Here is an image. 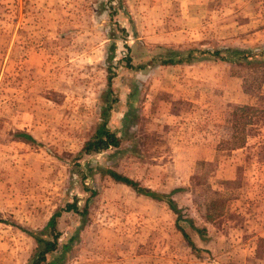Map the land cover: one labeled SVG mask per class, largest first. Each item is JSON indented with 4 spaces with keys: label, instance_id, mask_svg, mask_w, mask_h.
<instances>
[{
    "label": "rangeland",
    "instance_id": "1",
    "mask_svg": "<svg viewBox=\"0 0 264 264\" xmlns=\"http://www.w3.org/2000/svg\"><path fill=\"white\" fill-rule=\"evenodd\" d=\"M165 48L258 55L264 0H0V264L73 201L46 262L66 244L59 264H264V57L169 66ZM112 99L118 147L77 157Z\"/></svg>",
    "mask_w": 264,
    "mask_h": 264
},
{
    "label": "trees",
    "instance_id": "2",
    "mask_svg": "<svg viewBox=\"0 0 264 264\" xmlns=\"http://www.w3.org/2000/svg\"><path fill=\"white\" fill-rule=\"evenodd\" d=\"M261 55L264 57V50L259 51ZM260 53L258 55L256 53L251 52L250 50H241V49H215V50H199V49H188V50H178L172 48L162 49L158 53L157 60L161 65H169L173 66L180 63H194L203 60H212L219 61L225 63H244L246 65H251L257 60L255 57L261 56ZM124 62L127 68H132L129 64V58L125 56ZM243 61V62H241ZM264 63V61H262ZM110 80H107V85L109 86ZM109 101H104L103 106L100 108V113L98 117V122L94 128V131L91 137L83 143L81 149L76 154V156H88L93 154H98L100 152L106 151L109 148L118 147L121 138H118L116 134L111 131L108 126V118L110 116V108L111 104L114 102V99ZM246 107H234L231 110V116L235 117L237 111H242ZM237 131V135L242 133V128H235ZM18 137L27 139L29 141H33L32 138L26 134L18 133L16 134ZM234 142V148H239L244 142L243 137L238 138ZM101 175H107L112 181L122 184L137 194L149 197L154 200H163L170 211L176 216L175 222H177L181 216L179 210L176 208L175 203L170 198V195H160L154 192H151L145 188L140 187L136 182L130 180L125 176H121L120 174L112 171V170H102L100 172ZM92 194V193H91ZM85 206L84 209L79 211L76 205V202L73 201L71 203H66L62 208L56 210L54 213L46 221L45 225L39 232L30 231V230H22L28 237H30L34 243L35 247L33 249L32 254L29 256L28 260L25 264H59L63 259V253L68 249L66 244L61 246V252L58 256L53 258L51 261L46 262V256L48 254H52L57 252L58 246V238L59 232L56 230V220L61 216L62 213L72 212L76 215H84L85 214ZM189 226L193 229V231L198 235L204 233L203 229H197L192 225L190 219H186ZM182 237L185 239L186 244L190 247L191 250L197 251V248L193 245L188 235L178 227Z\"/></svg>",
    "mask_w": 264,
    "mask_h": 264
},
{
    "label": "crops",
    "instance_id": "3",
    "mask_svg": "<svg viewBox=\"0 0 264 264\" xmlns=\"http://www.w3.org/2000/svg\"><path fill=\"white\" fill-rule=\"evenodd\" d=\"M24 233V232H23ZM25 234V233H24Z\"/></svg>",
    "mask_w": 264,
    "mask_h": 264
}]
</instances>
